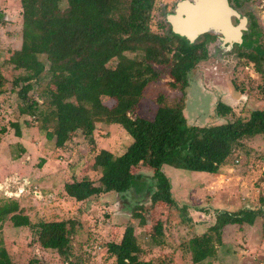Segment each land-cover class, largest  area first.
Returning a JSON list of instances; mask_svg holds the SVG:
<instances>
[{"label": "rangeland", "instance_id": "rangeland-1", "mask_svg": "<svg viewBox=\"0 0 264 264\" xmlns=\"http://www.w3.org/2000/svg\"><path fill=\"white\" fill-rule=\"evenodd\" d=\"M177 1L157 0L152 12L154 31L164 32L162 21L167 22L166 14ZM253 2L257 3V0H240L238 7L249 16L250 29L251 17L255 15L261 33L255 30L253 35L247 34L246 42L249 43L243 48H240L242 43L226 46L220 38L209 41L207 56L200 58L189 71V84L184 91L172 87L169 82L173 79L166 75L147 86L136 113L152 118L159 95H163L168 104L183 102L188 121L200 125L247 118L252 110L264 108V57L261 56L259 63L247 55L255 45L264 48V10L259 13L258 10L247 11L249 7L256 9ZM59 4L65 7L66 0ZM0 11L4 12L0 24V74L6 79L0 88L3 90L0 125L7 126L0 141V205L17 200L22 214L28 215L32 223L54 219L74 221L72 255L65 258L55 249L34 242L33 228L14 225L9 214L0 221V242L8 249L15 264L30 261L37 264H116V256L108 250L107 242H119L127 225L134 226L138 242L145 249L142 256L146 259L165 260L169 264H264V212L253 224L226 225L222 244L209 230L218 209L238 211L261 206L264 211L261 201L264 196L263 134L245 138L244 147L234 151L230 163L223 165L218 174L163 166L171 180L177 205L187 206L186 213L172 208L168 202H153L149 196H144L142 180L125 198L112 191L76 200L66 192L65 184L86 176L98 184L100 171L92 168L95 155L103 148L116 155L122 154L132 137L120 124L98 122L92 140L82 132L74 131L63 146H57L54 138L47 136L48 132L55 131L50 123L44 128L42 119L20 115L18 88L13 85V80L25 73V68L35 70L43 66L22 53L5 61L9 49L21 46V2L0 0ZM242 51L246 54L241 55ZM127 54L136 56L132 52ZM71 73L78 78L77 72ZM47 79V72L41 71L31 91L40 101L38 94L45 89ZM102 100L110 106L115 103L108 95H103ZM220 103L231 106L232 110L220 112ZM25 119L30 124H26ZM17 120L19 134L11 124ZM136 169L147 175L152 173L146 163ZM139 202L145 204L141 211L145 217L144 225L132 214L131 208ZM189 215L191 219L187 218ZM157 220L165 226L162 245L152 244L149 237ZM201 234L205 235L206 245H213L215 254L204 262L194 263L186 245L192 237Z\"/></svg>", "mask_w": 264, "mask_h": 264}, {"label": "trees", "instance_id": "trees-1", "mask_svg": "<svg viewBox=\"0 0 264 264\" xmlns=\"http://www.w3.org/2000/svg\"><path fill=\"white\" fill-rule=\"evenodd\" d=\"M61 1L20 0L21 46L9 49L5 61L22 53L43 66L35 70L25 68V73L13 80V85L18 88L20 115L42 119L44 128L50 123L55 131L48 132L47 136L54 138L57 146H63L74 131H80L92 140L98 122L120 124L131 135L132 141L122 154L116 155L103 148L95 155L92 168L100 171L98 184L87 176L65 184L66 192L72 198L85 200L112 191L125 198L142 180L144 196H149L153 202H168L172 208L186 213L187 206L177 205L171 180L163 166L218 174L223 165L230 163L234 151L244 147L245 138L264 135V108L252 110L247 118L200 125L188 121L183 102L168 104L163 95H159L152 118L137 114L135 109L153 81L167 75L173 79L169 82L172 87L184 91L189 84V71L200 58L207 56V43L218 34L206 32L190 41L164 21V32L154 31L152 12L157 0H66L63 8L59 4ZM235 2L240 4V0ZM3 15L0 11V24ZM259 26L254 17L250 35L255 30L261 33ZM247 43L249 41L240 48ZM253 48L247 55L260 63L264 48L260 45ZM127 52L136 56H129ZM43 70L48 79L45 89L38 94L40 101L31 91ZM71 71L77 72V79ZM5 82L0 74V88ZM2 93L0 89V96ZM103 95L114 98L115 103L107 105L102 100ZM1 105L0 101V110ZM218 109L220 112L232 110L231 106L222 103ZM24 122L30 124L28 119ZM11 124L18 134L21 133L18 120ZM6 132L7 126L0 125V141ZM141 163L151 167V175L136 171ZM261 201L264 204V196ZM144 205L139 202L130 207L141 225L145 222L141 212ZM263 212L261 206L238 211L218 209L209 230L222 244L226 225L253 224ZM9 214L14 225L33 228L34 242L55 249L65 258L71 257L72 219L32 223L28 215L22 214L15 199L0 205V221ZM187 218L191 219V215ZM152 228L151 243L162 245L164 223L157 220ZM204 237V234L196 235L187 241L186 247L194 263L204 262L215 254L213 245L204 243ZM107 246L116 256V264H169L165 260L157 262L142 256L145 249L138 242L133 225L126 226L119 242H107ZM0 264H15L1 242Z\"/></svg>", "mask_w": 264, "mask_h": 264}, {"label": "water", "instance_id": "water-1", "mask_svg": "<svg viewBox=\"0 0 264 264\" xmlns=\"http://www.w3.org/2000/svg\"><path fill=\"white\" fill-rule=\"evenodd\" d=\"M249 19L229 0H178L174 12L166 14L172 30L190 41L214 32L229 47L242 43L243 37L250 33Z\"/></svg>", "mask_w": 264, "mask_h": 264}, {"label": "flooded vegetation", "instance_id": "flooded-vegetation-1", "mask_svg": "<svg viewBox=\"0 0 264 264\" xmlns=\"http://www.w3.org/2000/svg\"><path fill=\"white\" fill-rule=\"evenodd\" d=\"M230 2L232 3V5L233 6H235L236 8H238V10H239V12H241L242 14H244L243 13V10H241V9H239V7L233 2V0H230ZM253 4L255 5V8L256 9H254V8H252V7H249L248 9H247V11H249V12H253V10H258L257 12L259 13V11H262V9L260 8V6L257 4V3H255V2H253ZM174 12V8L173 9H171L170 11H169V13H173ZM244 15H246V14H244ZM253 17H255V15H252V20H254V18ZM246 36V35H245ZM245 36L243 37V41H242V44L241 45H243L244 43H246V39H245ZM220 37H219V35H217L216 37H214L212 40H210V41H214V40H218ZM239 46V45H238Z\"/></svg>", "mask_w": 264, "mask_h": 264}, {"label": "built area", "instance_id": "built-area-1", "mask_svg": "<svg viewBox=\"0 0 264 264\" xmlns=\"http://www.w3.org/2000/svg\"><path fill=\"white\" fill-rule=\"evenodd\" d=\"M258 1H260V4H259ZM257 4L260 6V8H261L262 10H264V0H257Z\"/></svg>", "mask_w": 264, "mask_h": 264}]
</instances>
